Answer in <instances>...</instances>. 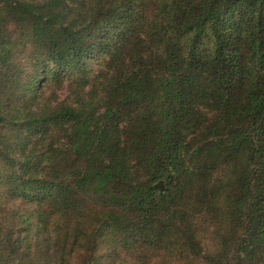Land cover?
Segmentation results:
<instances>
[{
	"label": "trees",
	"instance_id": "16d2710c",
	"mask_svg": "<svg viewBox=\"0 0 264 264\" xmlns=\"http://www.w3.org/2000/svg\"><path fill=\"white\" fill-rule=\"evenodd\" d=\"M0 21V264H264V0H0ZM62 80L76 100H41Z\"/></svg>",
	"mask_w": 264,
	"mask_h": 264
},
{
	"label": "rangeland",
	"instance_id": "374dc122",
	"mask_svg": "<svg viewBox=\"0 0 264 264\" xmlns=\"http://www.w3.org/2000/svg\"><path fill=\"white\" fill-rule=\"evenodd\" d=\"M32 1H35V0H32ZM82 1H85V0H71V2H73L75 4L76 3L81 4ZM0 23H1V21H0ZM4 26H1L0 30H2L4 33L8 34V27H4ZM11 31H12V29L10 30V32ZM17 34H19L25 38L30 36L28 34L25 35V32H23V29L17 30ZM105 62H106V56H101L98 58L96 56V54L94 56L90 57V59L86 61V65H87V69H88L87 71L89 72L90 79L93 77V75L95 73H98L97 71L99 69L104 68ZM47 80L50 81L49 79H47ZM42 87H43V89L46 87L47 88L43 90V94H42L43 96H42L41 100H46V103H48V105H51V103H56V102H61V101H63V103H64L66 101H72L74 99L76 100V98L78 97V93L80 92V88H79L78 84L74 83L72 81H68V80H62V82L60 84H51L50 82H49V84L45 83V84H43ZM85 91H86V88L83 90V93H85ZM0 93L4 94V91L2 89H0ZM36 103H37L36 102V96L34 95V98H33V101L31 102V105L35 106ZM1 106H3L4 113L6 114L7 126L5 128H6L7 132H8V128H9L10 133H11L14 129V127L12 129V125L15 121L9 122V125H8V104H4ZM15 135H18V137H19V134L13 133L10 135V140H12ZM34 141H32V143H30L27 146L28 147L27 151H29L33 148V142ZM0 149H1V147H0ZM0 155H1V152H0ZM57 224L60 227L63 225L62 222H57ZM142 258L143 257H139V260L141 261ZM154 260H155V258H149L150 262H153ZM129 261L133 262L134 259L132 257H121L120 260H117V262H119V263L123 262V264H130Z\"/></svg>",
	"mask_w": 264,
	"mask_h": 264
}]
</instances>
